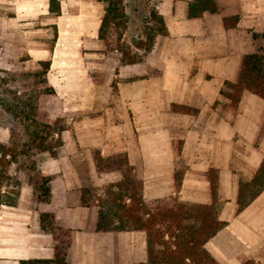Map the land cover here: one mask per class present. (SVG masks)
I'll return each instance as SVG.
<instances>
[{
	"label": "crops",
	"instance_id": "1",
	"mask_svg": "<svg viewBox=\"0 0 264 264\" xmlns=\"http://www.w3.org/2000/svg\"><path fill=\"white\" fill-rule=\"evenodd\" d=\"M191 1L157 0L166 34L142 62L115 73L122 80L117 91H101L93 83L86 87L90 59L97 67L110 63L98 36L103 18L91 1L60 0L57 14L50 0H0V68L37 72L50 61L52 102L69 125L56 157L36 154L40 175L51 179L49 202L37 200L35 182L23 178L17 164L9 168L21 188L17 204L0 206V264L55 259L43 214L68 233L67 264L146 262L144 232H98L97 202L82 204L83 188L102 189L122 178L119 171L99 173L95 152L127 154L153 207L168 199L212 204L209 171L217 170L219 220L227 224L205 249L219 264H264V191L240 213L237 204L239 183L250 181L264 160V100L244 92L233 108L221 95L226 82L238 79L243 56L256 51L254 34H264V0H216V13L189 19ZM71 9L80 13L72 31L62 25ZM234 16L235 27L225 28L224 19ZM173 105L198 112H174ZM1 130L0 143L9 144Z\"/></svg>",
	"mask_w": 264,
	"mask_h": 264
},
{
	"label": "trees",
	"instance_id": "2",
	"mask_svg": "<svg viewBox=\"0 0 264 264\" xmlns=\"http://www.w3.org/2000/svg\"><path fill=\"white\" fill-rule=\"evenodd\" d=\"M105 7L98 36L108 43L112 31H120L121 36L127 29L124 0H96ZM50 11L59 14L60 0H50ZM218 11L216 0H192L189 2L187 17L197 19L208 12ZM156 25L145 31V38L133 44L123 43L116 50L121 53L123 65L137 64L153 49L156 38L166 34L165 22L161 15L153 12ZM238 17L224 19L225 28H234ZM254 38L264 39V34H254ZM122 39V37H120ZM140 52H143L140 55ZM42 73L45 80L50 68V61L42 62ZM244 92L255 94L264 100V53L256 50L243 56L241 70L235 82H226L221 95L229 100L233 108H237ZM28 108L26 107V110ZM174 112L195 114L196 109L187 106L173 105ZM35 110L27 116H35ZM58 119L54 124H40L35 119L25 124V132L29 140L20 143L14 140L17 128L11 129V142L0 143V206L15 205L20 197L21 182L9 174L12 164H18L23 158L29 162L27 168L33 174L31 182L36 180L34 187L39 202H49L51 198L50 181L40 175L37 164L31 159V152H49L56 157L58 150L64 146L62 134L69 126ZM96 169L99 173L119 171L122 178L110 183L98 194L91 188L82 189L83 206H91L97 202L99 209L98 232H133L142 231L146 235L147 260L137 264H219L205 249L206 242L214 237L227 222L219 220L218 171L211 169L209 177L213 202L210 205H195L168 199L149 205L143 198V181L137 176L129 164L125 153L103 157L100 152L94 153ZM177 188H180L179 177L176 175ZM7 184L6 190L2 191ZM264 191V160L257 173L250 181L239 183L237 204L238 213L247 208ZM42 229L51 233L55 239V259L42 261L41 264H67L66 255L69 246L68 233L57 227L52 215L40 217Z\"/></svg>",
	"mask_w": 264,
	"mask_h": 264
},
{
	"label": "rangeland",
	"instance_id": "3",
	"mask_svg": "<svg viewBox=\"0 0 264 264\" xmlns=\"http://www.w3.org/2000/svg\"><path fill=\"white\" fill-rule=\"evenodd\" d=\"M89 1H91L90 3L93 6L90 3L88 6L97 14L100 13L103 18L105 14L104 5L96 0ZM156 4L157 0H124L127 29L123 31L122 36L120 31H112L109 35V44L103 42L104 49L102 53L105 61H110V63L108 62L109 65L104 62L103 65L100 63L97 67V64L95 63L94 65L93 60L90 59L93 64L87 72V88L92 87L91 83H93L101 91H117L118 83L122 82V80L117 78L115 73L119 74L121 69L124 70L125 65L121 62V53L116 49L123 43L133 44L145 38V31L149 27L156 25V20L151 18L153 12L158 13ZM79 15L80 13L77 14L74 11L71 14H67L62 21L64 28L70 27L71 31L77 28ZM255 50H262L264 53V39H256ZM86 52L94 53V50L87 48ZM142 54L143 52H140V55ZM42 70V67H40L37 72L21 71L15 74L11 70L0 68V72H5L8 75L6 79L0 77V132L3 131L1 130L3 128L5 136L10 138L9 143L11 142V129L13 127L17 128L14 140L20 143L27 142L29 136L26 134L24 127L27 123L31 124L33 119L40 124H54L60 119L62 124L69 126L67 117L59 114L56 102H52L54 101L52 96L54 93L52 88L48 86L47 79L45 80L43 74H40ZM107 82L108 85H105ZM26 107L28 108L27 110ZM34 110L35 116L31 115L26 123V117L30 116V113ZM22 112H25L27 116L22 115ZM58 151L61 152L62 149L60 148ZM37 153L34 150L31 152V159L36 164ZM27 165L29 166V162L22 158L15 169L21 171L23 178L29 176L31 180L33 174L27 168ZM32 182H36V180L34 179ZM102 189L93 188L98 194L102 193Z\"/></svg>",
	"mask_w": 264,
	"mask_h": 264
},
{
	"label": "built area",
	"instance_id": "4",
	"mask_svg": "<svg viewBox=\"0 0 264 264\" xmlns=\"http://www.w3.org/2000/svg\"><path fill=\"white\" fill-rule=\"evenodd\" d=\"M0 77L2 79H6L8 77V75L5 72H0Z\"/></svg>",
	"mask_w": 264,
	"mask_h": 264
}]
</instances>
